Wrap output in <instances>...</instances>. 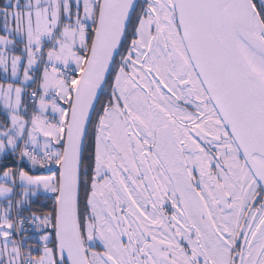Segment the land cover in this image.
<instances>
[{
  "label": "snow or ice",
  "instance_id": "6c2138e0",
  "mask_svg": "<svg viewBox=\"0 0 264 264\" xmlns=\"http://www.w3.org/2000/svg\"><path fill=\"white\" fill-rule=\"evenodd\" d=\"M0 264H264V0H0Z\"/></svg>",
  "mask_w": 264,
  "mask_h": 264
}]
</instances>
